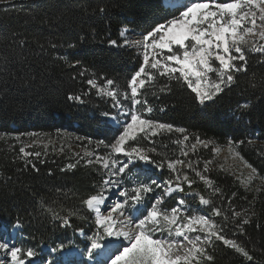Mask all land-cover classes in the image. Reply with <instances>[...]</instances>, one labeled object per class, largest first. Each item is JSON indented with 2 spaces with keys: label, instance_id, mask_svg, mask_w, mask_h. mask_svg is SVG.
Segmentation results:
<instances>
[{
  "label": "trees",
  "instance_id": "trees-1",
  "mask_svg": "<svg viewBox=\"0 0 264 264\" xmlns=\"http://www.w3.org/2000/svg\"><path fill=\"white\" fill-rule=\"evenodd\" d=\"M179 10V6L170 8L163 0L0 3V230H10L16 224L21 227V258H27L23 252L32 248L37 253L32 258L40 264H63L62 251L84 249L87 242L103 235L83 201L105 193L103 182L109 172L94 158H105L109 146L123 131L121 120L130 116H121V109L114 106L116 102L98 94L97 88L87 81L94 80L103 88L108 79L113 80L115 83L109 87L120 93L124 109L130 108L131 102L124 100L123 94H130L128 82L143 59L137 50L123 45L120 33L141 35L150 26L178 15ZM113 40L115 45L109 43ZM246 55L247 71L233 73L234 82L204 104L182 81L157 75L152 84L140 90L139 98L147 104L138 105L135 110L147 119L183 128L185 132L162 133L147 140L140 137L130 141L129 146L154 148L156 151L150 153L154 159L170 161L175 157L176 143L184 135L190 144L197 142L198 137L219 147L232 145L264 182V53L246 51ZM69 96H79L80 100H70ZM146 108L152 111L146 112ZM109 117L115 119L117 126L109 123ZM38 136L48 137L51 143L27 147ZM71 145L91 155L77 154ZM21 147L40 155L21 159ZM209 152L199 149L205 160L210 159ZM70 164L75 167L69 169ZM150 166L145 169L137 161L122 176L123 188L131 190L156 178H170L165 167ZM185 173L191 184L181 182L183 191L165 197L162 207L168 211L179 196L192 194L184 200L207 214L218 227L227 223L224 235L253 257L249 261L214 240V247L208 249L214 259L207 264H264V194L248 191L222 166L202 169L201 174L212 182L211 187L194 172ZM217 188L220 191L213 194ZM161 194V188L155 189L141 204L150 207ZM201 197L210 203L202 204ZM128 202L134 206L131 200ZM213 208H219L221 215L213 214ZM233 212H240L241 216L234 218ZM53 213L67 216L69 224L62 226V219L54 218ZM241 219L249 221L243 225V234L236 227ZM43 247L57 251L51 255L43 252Z\"/></svg>",
  "mask_w": 264,
  "mask_h": 264
},
{
  "label": "snow or ice",
  "instance_id": "snow-or-ice-1",
  "mask_svg": "<svg viewBox=\"0 0 264 264\" xmlns=\"http://www.w3.org/2000/svg\"><path fill=\"white\" fill-rule=\"evenodd\" d=\"M177 4L179 9H182L178 11V15L173 14L172 18L166 19L163 23L150 26L139 39L124 41L125 46L141 49L143 58V62L128 82L130 94L127 92L123 94L124 100H130V108L125 110L120 103V93L117 89L109 87L115 83L113 80L108 79L103 88H99L94 80L87 81L93 88H97L98 94L115 101L114 106L121 109L122 115L130 116V120L123 125V131L109 146L112 153L127 157V162L119 167L115 160L109 162L98 157L97 162L102 163L103 168L113 170L112 175L125 174L126 170L131 171L130 165L135 167L137 161L153 165L156 169H163L166 165L171 173H177L174 178L164 180L163 184L152 180L150 184L140 183L131 190L120 191L119 195L125 197V201L116 203L106 215L101 214L100 208L106 200L103 192L85 199L84 205L96 214L95 225L103 230V235L93 239L91 247L87 250L86 255L89 259L92 258L94 250L101 248L98 239L103 237H114L119 241L109 242L106 264H207L214 259L208 251L214 247V240L221 241L223 245L234 249L249 261L253 259L244 247L224 235L227 223L223 227H218L204 215H184L179 206L172 207L170 211L162 207L165 197L183 191L177 165L183 164L192 169L191 163L184 164V161L178 159L157 161L150 155L156 151L154 148L148 149L138 144L129 146L130 141H137L140 137L147 140L164 132H185L183 128H174L171 124L147 119L135 110L138 105L147 104L146 100L139 98L140 90L152 84L157 75L177 82L182 81L195 93L196 99L204 104L205 101L213 100L225 87L234 82L233 73L247 71L246 51L264 53V44L257 46L252 42L251 47H248L249 37L258 36L264 40V0H171L169 7L175 9ZM99 11L103 12L105 9L100 8ZM120 35L124 36L125 33L122 31ZM24 43L23 40L20 41L21 45ZM109 43L115 45L116 41ZM209 73H215L217 79L212 80ZM165 88H161L160 91H165ZM68 99L80 100V97L69 96ZM145 111L151 112L152 109L146 108ZM0 139L3 137L0 136ZM16 139L19 140V137ZM188 139L189 137L184 135L183 141ZM197 143H201L198 137ZM19 152L21 159L40 155L39 152L25 151V147H21ZM183 154L187 155L186 152ZM67 167L71 169L75 165L70 164ZM196 175L211 187L210 180L200 172H196ZM183 180L191 184L186 173L183 174ZM103 184L105 188H109L118 186L119 181L105 180ZM159 188H163L162 194L151 202L150 207L145 205L146 214L142 211L141 218L125 215L124 208L128 200L133 204H141L147 194L154 193L155 189ZM219 191L218 188L213 189V194ZM177 203L182 206L185 201L181 199ZM201 203L207 205L210 201L201 197ZM212 211L217 216L221 215L219 208H213ZM117 213L118 216L114 215ZM53 215L56 219H62V226L69 224L67 216L60 217L55 213ZM232 216L240 217L241 213L233 212ZM225 220L227 221V217ZM248 222L247 219L237 222L236 227L241 234L243 225ZM156 233H160L162 238H156ZM191 233L203 235L192 236ZM123 241H127V244L122 246ZM113 248L117 250L113 252ZM52 251H57V248H53ZM0 252H6L10 258L8 264H25V260L21 258L20 247L10 246L6 241L0 242ZM23 255L32 258L37 253L28 248ZM0 264H6V261L0 260Z\"/></svg>",
  "mask_w": 264,
  "mask_h": 264
},
{
  "label": "rangeland",
  "instance_id": "rangeland-1",
  "mask_svg": "<svg viewBox=\"0 0 264 264\" xmlns=\"http://www.w3.org/2000/svg\"><path fill=\"white\" fill-rule=\"evenodd\" d=\"M13 1H18V0H0V3H9V2H13ZM164 1L168 5L171 2V0H164ZM177 6H178V4H177ZM257 31H259V30H257ZM124 33H125V35L122 37L123 38V45H125L124 44L125 40L132 41V40L139 39L141 37L139 34H135L131 31H124ZM248 39L250 41L249 45H251L252 42H254L257 46H259L260 44H264V40H261L258 36L249 37ZM128 47H130L134 50H137V52L141 55V52H142L141 49H138V48L133 47V46H128ZM141 57H142V55H141ZM214 76H216L215 73H209V77L212 80H215ZM120 115L122 116L121 113H120ZM128 120H130V118ZM128 120H125V119L121 120L122 129H123V125ZM109 121L112 122L113 125H117L114 118H112V117L109 118ZM164 133H168V132H164ZM150 139H151V137H150ZM181 141H183V138H181L179 143H176L177 148H176V153H175V157H173V160H175V159L182 160V161H184V164L191 163L192 169L185 167L183 164L177 165V172L181 176L180 182L184 181L183 180V174H185V172H194L196 174V172L201 173L202 169H209V168H213L215 166H222V167L226 168L228 171H230V173L233 175V177L248 191H252L253 193H256V194L257 193H263L264 194V182L256 175L255 171H253V169L242 160V158L239 156V154L237 153L234 146L227 145V146L219 147V146H216L212 143L205 142V141H201V143L195 142L193 144H190L187 141H183L181 143ZM55 142L53 141V143H55ZM47 143H51V141L48 137L38 136V137L34 138V140L29 142L27 147H31V146H34L37 144L46 145ZM56 143H58V142H56ZM193 145H195V148H193ZM70 149L73 152L80 154V155H91V152H87L77 145H71ZM199 149L210 150V152H209L210 156H211L210 159H207V160L203 159L201 157V154L199 153ZM197 150H198V152H197ZM184 152H186L187 155H184L183 154ZM98 157H100V156L97 155L96 158H94V160L97 161ZM104 157H105L104 159L109 160V162H111L112 160L117 161V167L122 166L123 163L127 162V157H125L123 154L112 153V150L110 147H109V151L107 152V154ZM141 164L145 169L151 168L150 165L144 164L143 162H141ZM130 167H131V165H130ZM165 168H166V171L169 172V176L174 178L177 173H171L168 170L166 165H165ZM112 171L113 170L108 169L109 177L106 180L119 181V185L106 188V191L104 193L106 200H105V203L100 206L102 215H106L110 211L111 207H113L116 203H123L125 201L124 197L119 195L120 191L125 190V188L122 187V183H121L123 174L112 175ZM153 180H156L157 183L163 184V181H160L157 178L153 179ZM161 190L163 191V188H161ZM174 193H176V192H174ZM177 195H180V194H177ZM158 196H160V195H158ZM185 197L189 198V197H193V196H192V194H186V195H184V197L179 196L177 202L181 199L184 200ZM177 202L174 204V207H177V206L181 207V210H182L184 215H197V216L198 215H204V216L208 217L207 214L201 213L196 208L191 207L186 201H185L184 205H182V206L178 205ZM134 206H136V205H134ZM89 211L93 213V216L95 218V216H96L95 212L92 210H89ZM142 211L146 214V209H145L144 205H141L137 210L133 211V207H131L129 202L125 205V208H124L125 215H131L134 218H141V212ZM168 211H170V210H168ZM114 215L118 216L119 214L117 213ZM18 228H19L18 226H13V228H11L10 230H5V229L1 228V230H0V242L6 241L9 243L10 246L18 247V241H19V238L21 236L20 233L18 232L19 231ZM197 234L203 235L202 233H191L190 235L195 236ZM164 235L166 236L167 233H165ZM156 238H162L161 234L156 233ZM177 239H182V238H177ZM110 241L114 242V243H119V241H116L114 237H106L105 242L103 244H101V248L94 250L93 255H92L95 257L94 260H93V258L89 259L88 256L86 255L88 248L91 247L92 241H90V242L86 243V248H84L82 251H78L76 249L75 250L71 249L70 251L64 252L62 262H63V264H83L82 261H85L87 264H95V263L106 264V261L108 260L107 248L109 246ZM126 244H127V241H123L122 246L126 245ZM116 250H117L116 248L112 249L113 252H115ZM23 259L25 260V264H35V263L39 264V263H41L38 260H33L32 258H27V259L23 258ZM0 260H5L6 264H8V261L10 260V258L7 257L6 252H0ZM44 264H47V262H45Z\"/></svg>",
  "mask_w": 264,
  "mask_h": 264
}]
</instances>
